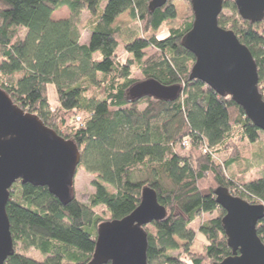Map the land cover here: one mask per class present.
I'll return each instance as SVG.
<instances>
[{
    "label": "trees",
    "instance_id": "1",
    "mask_svg": "<svg viewBox=\"0 0 264 264\" xmlns=\"http://www.w3.org/2000/svg\"><path fill=\"white\" fill-rule=\"evenodd\" d=\"M149 1L0 0V87L19 107L76 143L78 166L93 174L94 187L81 197L72 192L62 203L46 186L12 183L6 212L13 252L4 264H86L97 225L130 213L144 186L155 190L166 209L164 218L143 225L147 264H212L231 253L221 221L224 209L214 190L225 186L250 203L264 204V171L243 179L260 160L264 163L263 151L241 157L231 141L255 142L261 130L231 97L189 78L195 57L182 38L193 20L190 0L186 18L161 38L152 31L174 18L175 7L166 0L151 9ZM222 3L227 12L221 11L217 22L233 30L251 52L264 99V16L251 21L240 16L234 0ZM61 6L68 15L53 18ZM83 11L89 15L86 42L79 40ZM124 11L140 22L139 34L124 36L114 23ZM118 46L127 53L123 60ZM149 46L154 52L145 55ZM132 66L141 79L131 75ZM147 78L178 84L179 92L168 100L130 97V86ZM48 84L55 90L53 107ZM186 136L191 145L188 152H180L177 147H183ZM201 145L231 147L232 153L224 163H216L209 153L199 152ZM231 164L242 167L238 179L224 173ZM97 206L105 209L106 218L95 211ZM213 211L197 230L191 227L194 219ZM197 231L204 240L200 252L191 250ZM256 233L264 243V216ZM32 249L43 257L29 255Z\"/></svg>",
    "mask_w": 264,
    "mask_h": 264
},
{
    "label": "water",
    "instance_id": "2",
    "mask_svg": "<svg viewBox=\"0 0 264 264\" xmlns=\"http://www.w3.org/2000/svg\"><path fill=\"white\" fill-rule=\"evenodd\" d=\"M166 0H150L149 8ZM241 17L259 21L264 16V0H234ZM191 27L182 45L195 57L190 79H199L220 95H228L264 133V99L258 90L256 63L249 49L217 17L222 0H190ZM178 84L163 85L154 78L130 86L132 98L149 95L173 99ZM80 151L72 139L59 135L40 117L13 102L0 87V264L13 252L6 203L9 188L16 180L46 186L62 203L70 200L73 177ZM215 200L224 209L221 218L231 253L212 264H264V243L256 224L264 216V204L250 203L233 195L225 186L214 190ZM166 209L150 186L141 189L139 203L127 215L101 221L97 225L95 247L86 264H147V236L144 224L161 220Z\"/></svg>",
    "mask_w": 264,
    "mask_h": 264
},
{
    "label": "rangeland",
    "instance_id": "3",
    "mask_svg": "<svg viewBox=\"0 0 264 264\" xmlns=\"http://www.w3.org/2000/svg\"><path fill=\"white\" fill-rule=\"evenodd\" d=\"M172 3L175 7V16L172 19H167L163 21V23L155 30L152 31L154 35L157 37L161 38L167 35L168 29L170 26L178 25L181 23L187 16L188 11H189V3L187 0H172ZM191 6V4H190ZM223 12H227L226 9L222 10ZM68 15V10L65 6H61L60 8L56 9L52 13V17L59 19L66 17ZM89 18V15L86 11L82 12L81 15V20L79 23V29H80V40L81 41H86L88 38L89 30H88V23L87 20ZM115 24H118L120 28L122 29V32H124V36L129 35V34H139L141 32V24L137 20H132L127 11H124L120 13L117 18L114 20ZM118 55L120 58L123 60L125 59L127 53L123 51L121 46L117 47ZM145 55H150L151 53L154 52V48L149 46L144 49ZM131 75L135 77L136 79H141L142 75L139 71V69L135 66H132L131 68ZM47 94H48V99L53 107L54 105V100H55V90L54 86L52 84L47 85ZM234 139V140H233ZM231 141H233L232 145L236 147V149L239 150V154L242 156L247 155V157H251L253 153L261 152L263 151L264 153V133L263 131L259 132V137L255 142L250 143L246 139L238 140V138H233ZM191 144L189 143L188 145H183V147H177V150L180 152H188L189 146ZM231 145V146H232ZM232 146V147H233ZM209 148V147H208ZM199 152L201 154L209 153L212 160L215 161L216 163H224V161L230 156L232 153L231 147H222V148H209V151L204 152L202 145L199 146ZM233 150V149H232ZM260 160V159H259ZM263 160H260V162L257 165H254L251 167L246 173L243 174V179L249 180V179H254L257 178L258 176H261L264 171V163L262 162ZM241 166H238L236 164H231L229 167L224 168V173L226 176L233 177L234 179L240 177L241 175ZM93 178V174L86 170L83 166H78L76 167L74 177H73V184H72V192L77 197H81L83 194H89L94 190V187L91 183V180ZM95 211L102 215L103 217L106 218L107 213L105 209L102 206H97L95 207ZM216 212H211V213H203L199 217L193 220V222L190 223L191 227L195 228L197 230L198 225L205 220L208 217H211L215 214ZM148 229H152L151 225H147ZM203 236L200 232H196V237L194 241L191 244V250L194 252H200L203 247ZM176 254L177 252H173ZM29 255L36 257V258H42L43 256L35 251L31 250L29 252Z\"/></svg>",
    "mask_w": 264,
    "mask_h": 264
},
{
    "label": "built area",
    "instance_id": "4",
    "mask_svg": "<svg viewBox=\"0 0 264 264\" xmlns=\"http://www.w3.org/2000/svg\"><path fill=\"white\" fill-rule=\"evenodd\" d=\"M77 119H78V117H77ZM189 143H190V138L188 136L184 137V139L182 140V145L185 146V145H188ZM202 147H203L204 152L209 151L208 150L209 148L206 145H203Z\"/></svg>",
    "mask_w": 264,
    "mask_h": 264
},
{
    "label": "crops",
    "instance_id": "5",
    "mask_svg": "<svg viewBox=\"0 0 264 264\" xmlns=\"http://www.w3.org/2000/svg\"><path fill=\"white\" fill-rule=\"evenodd\" d=\"M67 10H68V9H67ZM116 18H117V17H116ZM88 36H89V34H88ZM79 40H80V38H79ZM87 40H88V38L86 39V41H87ZM86 41H81V40H80V42H86Z\"/></svg>",
    "mask_w": 264,
    "mask_h": 264
}]
</instances>
